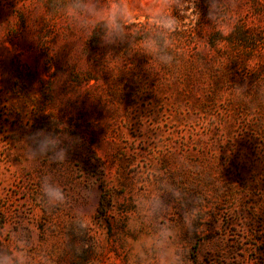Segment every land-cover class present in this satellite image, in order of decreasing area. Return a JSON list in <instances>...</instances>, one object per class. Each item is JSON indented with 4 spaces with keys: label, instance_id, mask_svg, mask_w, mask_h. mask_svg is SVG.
<instances>
[{
    "label": "rangeland",
    "instance_id": "obj_1",
    "mask_svg": "<svg viewBox=\"0 0 264 264\" xmlns=\"http://www.w3.org/2000/svg\"><path fill=\"white\" fill-rule=\"evenodd\" d=\"M0 264H264V0H0Z\"/></svg>",
    "mask_w": 264,
    "mask_h": 264
},
{
    "label": "trees",
    "instance_id": "obj_2",
    "mask_svg": "<svg viewBox=\"0 0 264 264\" xmlns=\"http://www.w3.org/2000/svg\"><path fill=\"white\" fill-rule=\"evenodd\" d=\"M245 41L246 35L244 33L238 35L236 34V32L222 36H220V34L215 33L214 36H212L211 38L212 46H215L218 42H226L232 47H238L239 45L245 43Z\"/></svg>",
    "mask_w": 264,
    "mask_h": 264
},
{
    "label": "clouds",
    "instance_id": "obj_3",
    "mask_svg": "<svg viewBox=\"0 0 264 264\" xmlns=\"http://www.w3.org/2000/svg\"><path fill=\"white\" fill-rule=\"evenodd\" d=\"M116 14H117L116 9L115 8L112 9V11L109 13L110 20L114 21L115 17H116ZM224 34L227 35V33H224ZM45 191H46L48 196L53 197L55 199H62L63 198L62 197V193H60L56 189H52V188L49 187V188H46Z\"/></svg>",
    "mask_w": 264,
    "mask_h": 264
}]
</instances>
